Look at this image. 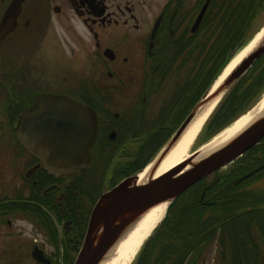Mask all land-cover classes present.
I'll return each mask as SVG.
<instances>
[{
    "label": "flooded vegetation",
    "instance_id": "flooded-vegetation-1",
    "mask_svg": "<svg viewBox=\"0 0 264 264\" xmlns=\"http://www.w3.org/2000/svg\"><path fill=\"white\" fill-rule=\"evenodd\" d=\"M201 1L0 0V264H73L100 196L137 176L176 128L171 68L179 53L192 49ZM71 42L87 49L94 71L87 83H71L64 73ZM42 93L68 95L95 110L90 168L51 173L19 141L23 113L40 106ZM154 112L160 121L152 120ZM187 198L201 205L186 207V238L155 242L184 246L183 264H202L208 256L218 264H264V136L192 185ZM85 200L92 202L84 215Z\"/></svg>",
    "mask_w": 264,
    "mask_h": 264
},
{
    "label": "water",
    "instance_id": "water-1",
    "mask_svg": "<svg viewBox=\"0 0 264 264\" xmlns=\"http://www.w3.org/2000/svg\"><path fill=\"white\" fill-rule=\"evenodd\" d=\"M209 4L210 0H207L202 7L194 22L193 32L199 28ZM13 9L7 11L4 19L12 15ZM16 10L18 12V6ZM256 49L234 67L220 86L216 89L213 86L204 94L161 152L147 165L152 166L151 173L177 144L199 108L218 96L220 101L238 78L264 54V36ZM37 99L40 106L23 113L17 130L19 141L37 156L51 173H70L75 168H90L93 163L91 146L98 131L95 111L67 95L42 93ZM263 136L264 116L229 143L199 160L195 161V158L203 145L196 148L185 161L159 177L138 184L139 175L147 168L145 167L137 176L128 177L105 191L92 210L85 239L74 264H98L123 234L126 226L132 221H137L141 212L162 201H169L171 204L195 182L233 162L257 144ZM187 167L183 173L176 175ZM35 256L41 262L48 261L40 253H35Z\"/></svg>",
    "mask_w": 264,
    "mask_h": 264
},
{
    "label": "trees",
    "instance_id": "trees-1",
    "mask_svg": "<svg viewBox=\"0 0 264 264\" xmlns=\"http://www.w3.org/2000/svg\"><path fill=\"white\" fill-rule=\"evenodd\" d=\"M263 25L264 0H211L199 30L192 35L191 51L179 53L176 64L171 68V71L176 72L179 78L173 90V104L177 113L182 116L181 119L215 83L234 54ZM263 93L264 54L256 59L253 65L225 93L207 120L199 141L205 143L231 125L253 108ZM190 200L185 191L172 203L170 212L174 208H177L178 212L167 215L163 222V225H166L163 234L153 238H186V223L189 221L187 218L189 210L186 207L201 205L198 199L195 202ZM198 212L197 216L201 217V211ZM195 222H200V218L195 219ZM153 238H150L145 250L141 251L134 264H168L165 254L181 255L175 264L184 263L186 258V253L182 250L184 246L157 243ZM170 247L176 250H166Z\"/></svg>",
    "mask_w": 264,
    "mask_h": 264
},
{
    "label": "bare ground",
    "instance_id": "bare-ground-1",
    "mask_svg": "<svg viewBox=\"0 0 264 264\" xmlns=\"http://www.w3.org/2000/svg\"><path fill=\"white\" fill-rule=\"evenodd\" d=\"M263 36L264 25L241 49H239L237 54L234 55L225 72L218 79V81H216L214 89H216L223 83V80L231 73L234 67L237 66L247 54H249V52L251 53L257 50L256 47L259 45ZM219 99L220 96L199 108L195 118L186 128L177 144L160 163L158 168L153 173H151L152 166L149 165L142 173H140L138 184L146 183L153 178L167 173L191 156L190 148L195 142L198 133L200 132L208 116L218 103ZM263 116L264 93L257 104L252 109H250L247 114L241 116L229 127L225 128L223 131L214 136L208 143L203 145L198 150V155L195 158V161L211 154L218 148L223 147L237 135L244 132L256 121H259ZM188 167L183 168L182 170H180V172L176 173V175L183 173L186 169H188ZM168 205L169 201H162L150 206L149 208L141 212L140 216H138L136 219L137 221H132L126 226L123 234L109 248L105 256L98 264H131L132 260L143 245V242L165 216Z\"/></svg>",
    "mask_w": 264,
    "mask_h": 264
},
{
    "label": "rangeland",
    "instance_id": "rangeland-1",
    "mask_svg": "<svg viewBox=\"0 0 264 264\" xmlns=\"http://www.w3.org/2000/svg\"><path fill=\"white\" fill-rule=\"evenodd\" d=\"M204 2H206L205 0H202L201 2H200V5H201V3H204ZM195 6H196V0H195ZM202 6V5H201ZM196 13V12H195ZM70 36H73V37H75L76 35L74 34V33H71L70 34ZM68 41H69V39H68ZM70 42V41H69ZM72 44L70 45V44H68V43H65V56H66V60H65V70H64V73L66 74V77H67V80H70L71 81V83H73V82H79V83H81V84H83V83H87V81L90 79V78H93L94 77V71H93V68L89 65V62H88V60H89V55H88V53H87V49L83 46V45H79L78 46V44H76V43H74V42H71ZM258 47V46H257ZM250 53V52H249ZM52 56V55H51ZM236 67V66H235ZM49 69V70H48ZM44 70H45V73H50V74H52V75H54V76H57V74H58V72L57 71H55V73L54 72H52L51 71V69L50 68H44ZM47 71V72H46ZM170 76H168V78H169ZM178 79L179 78H177V74L175 75V76H172L171 78H170V83H171V85L169 86V89H170V87H171V92L170 93H172L173 92V90H174V88L176 87V85H177V82H178ZM169 89H168V91H169ZM165 94V93H164ZM162 100V99H161ZM152 114V120H154V121H160L159 120V118L157 117L158 115H159V112H154V113H151ZM150 114V115H151ZM181 118H182V116L180 115V114H178V115H176V118H174L173 120L174 121H176V122H178L179 120H181ZM203 130V129H202ZM202 130L198 133V135H197V137H196V140H195V142L193 143V145L191 146V148H190V153H192L194 150H195V148H197L196 146H199L198 144L199 143H201V141H199V138H200V135H201V133H202ZM147 147H148V144H147ZM4 164V163H3ZM6 166V165H5ZM3 167L2 166V168H6V170H8V168L7 167ZM93 195H95V194H93ZM94 199V198H93ZM91 202H92V200H85L84 202H82L81 204H82V207H83V212H84V215L87 213V211H88V208L91 206ZM178 209H180V208H178ZM176 212H178L177 211V208L175 209H173L172 210V212H170V214H172L173 215V213H176ZM199 217H200V215H199ZM202 217V216H201ZM202 219H200V224H199V228H201V224H202ZM23 224H20L23 228H24V226L23 225H25V228H27L26 226V223L25 222H22ZM82 226H83V224H82ZM164 227H165V225H163L162 224V220L158 223V225H157V228H155L154 230H153V232L151 233V235H149L147 238H146V240L148 239V241H149V239L150 238H153V237H155L156 235H158L157 233H160V231L161 230H165L164 229ZM197 232V231H196ZM27 232H23L22 233V235H21V238H22V240L23 241H25V239L28 237L27 235H28V233L26 234ZM162 234H163V232H162ZM151 236V237H150ZM150 237V238H149ZM159 238V237H158ZM155 239H157V238H153V240H155ZM145 240V241H146ZM145 241L143 242V244L145 243ZM147 241V243L146 244H148L149 242ZM231 241H234V234H233V236H232V240ZM157 242V241H156ZM157 243H159V242H157ZM233 243V242H232ZM162 244H164V243H162ZM161 245V244H160ZM141 248H142V246H141ZM141 248L139 249V251L141 250ZM173 250H176L175 248H173ZM139 251H138V253L136 254V256L134 257V259L132 260V262H131V264H134V262L136 261V259H137V257H138V255L140 254L139 253ZM141 252V251H140ZM181 256V255H180ZM180 256H175V255H172V261H170L169 262V264H175V261L180 257ZM186 259V258H185ZM226 261V260H225ZM236 262V261H235ZM34 264V263H33ZM67 264V263H66ZM68 264H69V262H68ZM202 264H218L217 262H213V260H212V258L210 257V256H208L207 257V259H206V261H202ZM219 264H228V263H226V262H224V261H220V263Z\"/></svg>",
    "mask_w": 264,
    "mask_h": 264
}]
</instances>
